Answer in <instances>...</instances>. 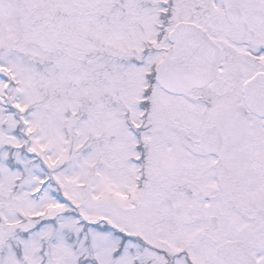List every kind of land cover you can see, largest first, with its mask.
<instances>
[{
	"label": "snow or ice",
	"instance_id": "6c2138e0",
	"mask_svg": "<svg viewBox=\"0 0 264 264\" xmlns=\"http://www.w3.org/2000/svg\"><path fill=\"white\" fill-rule=\"evenodd\" d=\"M0 264H264V0H0Z\"/></svg>",
	"mask_w": 264,
	"mask_h": 264
}]
</instances>
